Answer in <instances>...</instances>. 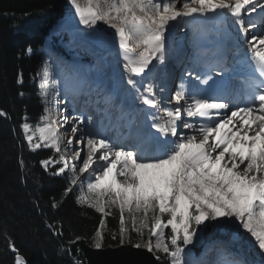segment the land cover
Masks as SVG:
<instances>
[{"label": "snow or ice", "instance_id": "snow-or-ice-1", "mask_svg": "<svg viewBox=\"0 0 264 264\" xmlns=\"http://www.w3.org/2000/svg\"><path fill=\"white\" fill-rule=\"evenodd\" d=\"M69 2L80 24L92 28L102 21L115 30L125 61L123 67L130 74L127 84L149 109L161 108L165 88H159L158 99L156 85H144L134 77H140L146 69L151 71L154 59L165 60L166 31L177 18H211L223 25L234 43H247L248 60L258 74L250 78L253 82L244 93L247 102L236 108H230L229 69L223 54L216 63L195 74V80L188 85L182 78L174 95L167 99L168 106L162 107L163 122L152 116L151 127L164 139L156 136L125 144L90 131L83 132L78 140L66 139L60 133L63 125L55 119L60 115L59 109L40 117L43 127L38 124L34 128L25 117L20 127L30 150L44 147L60 154L58 159L41 160L43 167L62 165L54 175L64 174L66 169L74 174L64 190L65 196L72 191L71 186L80 182V176L75 174L76 163L70 164L68 157L61 154L62 148L66 153L74 143L86 142V155L82 157V150H74L73 160H82L79 173H92L87 183L91 198L81 189L77 202L102 217L91 246L96 250L103 248L104 217L115 209L119 227L111 239L143 248L153 253L156 260L161 259L156 255L159 253L170 258L168 264H189L184 258L186 246L193 244L201 226H214L236 229L264 264V0H86L85 5L79 0ZM253 14L257 16L254 18ZM229 25L232 32L228 31ZM130 44L141 51L136 54ZM26 51L31 53V47ZM217 67L221 69L220 79H214ZM41 71V95L47 97V60ZM17 83H22V76ZM45 113H49L47 107ZM184 114L197 122L184 119ZM7 115L0 109V116ZM68 119L64 116V123ZM87 119L90 122L92 118ZM84 122L83 116L73 118L69 125L71 137L81 132L77 125ZM20 166L25 167L22 159ZM52 206L57 207L58 203L53 200ZM166 229H170L167 234ZM133 233L139 237L136 243H132ZM80 239L76 237L70 243ZM8 244L14 253V264H26L14 242L9 239ZM72 264L83 261L74 259ZM230 264L249 262L234 259Z\"/></svg>", "mask_w": 264, "mask_h": 264}, {"label": "trees", "instance_id": "trees-1", "mask_svg": "<svg viewBox=\"0 0 264 264\" xmlns=\"http://www.w3.org/2000/svg\"><path fill=\"white\" fill-rule=\"evenodd\" d=\"M67 9V0H0V109L8 114L0 116V264H14L9 239L26 264H72L66 243L83 236L91 244L102 218L78 203L73 190L64 195L68 180L48 173L40 164L54 153L30 150L20 127L23 117L34 124L43 113L34 80L38 53L29 55L26 50L36 51ZM53 200L57 207L52 206ZM104 219V246L118 244L111 239L118 231V211ZM54 221L61 222L60 239L54 235ZM136 240L139 237L133 233L132 242Z\"/></svg>", "mask_w": 264, "mask_h": 264}, {"label": "rangeland", "instance_id": "rangeland-1", "mask_svg": "<svg viewBox=\"0 0 264 264\" xmlns=\"http://www.w3.org/2000/svg\"><path fill=\"white\" fill-rule=\"evenodd\" d=\"M68 2H69V0H68ZM79 2L82 5L86 4V0L85 1H79ZM69 5H70L69 11L64 15V17H61L56 24L52 25L49 28L48 34L45 36L42 45L38 49L39 52L41 53V63H40L41 64V69H40L41 75H39V83L41 84V77H42V71L41 70H42L43 62L45 60H47L49 62V76L50 77H51V72L56 73L55 75L57 77V80H59L61 78V75H59L57 73L60 72L63 74L64 77H63L62 81L59 80V81H61L60 82L61 84L58 83V86H61V88L60 87H59V89L56 88L57 90L54 91V93H53L54 95L52 97L51 102H49L50 87L49 86L47 87V92H48L47 100H48V102L47 103L44 102V107H47L49 109V113H45V110H44V115L54 114L57 111V109H59L60 117H59V115L55 116V119H56V117H58L57 120L60 121V123L63 125L60 128L61 135H64L66 139L67 138H73L74 140H78L80 135L82 134V131L78 132L75 137H71L69 125H71L73 123V120H71L69 122V119H71V118H69L67 121V124L64 123V120H63L64 116L68 117V112L65 113V111L63 112V110H62V109H64V105H67L66 104L67 100H64V99L61 100V98H62L61 96L65 94V90H63V87L65 89H67L65 86L62 85L63 82H65L67 77L72 78V80H75L77 77L79 80L83 79V78H80L81 76L79 74V68L82 66H83V69L85 70L86 75L89 76L91 66L94 67V69H95V70L93 69V71H97L96 73H98V69L102 66L104 68L105 63H107V65L109 64L107 67L111 68L110 72L113 75V74H115V70H116L117 65H121V64L124 65L125 61L122 58V55L120 56V54L117 52L118 51L117 48L111 42V40L113 38H115V34H114L115 30L110 28L107 24H105L102 21H99L97 23V25L92 26V28H89L83 24H81V26L78 25L79 24V17L76 16L75 10L72 7V5L70 4V2H69ZM177 6L179 7L180 5H177ZM181 28H183V26ZM175 33H176V35H175L176 39H179V37H180V39H179L180 42L178 40L176 41V44H175V47L173 48V51L170 50L171 52L170 53L168 52L169 56L165 55V60L163 62L156 60V62L153 63L155 65V69H154L152 76H151L152 83L157 86V94H158L157 97L158 98H160L159 88H165V92L163 94L165 101H167V99L171 95H174L175 86H176V84H175L174 87H171V85L168 84L167 87H165V84H166V82L168 83L169 81H171V83L174 82L172 80V77H173L174 72H175V67L178 64V62L180 61V58L183 55H186L188 53V50H189V45L186 43L185 40H183L184 37L181 33V30L178 28H175V30H172V33L166 34V41L168 39L173 40L172 34H175ZM100 34L105 38V40H102L103 42L106 41L105 42L106 44L103 43V44H105L104 46L102 45V43L100 44V42H101L100 40H98V41L95 40V42H93L94 38L99 39V37H101ZM167 37H168V39H167ZM94 43H96V44H94ZM131 46L133 48H135L134 51L137 54L141 51V49L136 47L135 44H131ZM47 50H49V52ZM52 50L54 51V54H52L51 56H47V54L50 55ZM111 51H112V53H109ZM29 54H31V53H29ZM64 55L66 57H68V59L76 62V65H77L76 71H75V74H77L76 76H74L75 74L73 71H72L73 75L72 74L68 75V73H66V72L64 73V71L65 70L67 71V69L69 70V68H70V70L75 69V65H73L72 62L68 61V59H62V57ZM79 60L80 61L85 60L86 64H84L83 62H79ZM104 61H105V63H104ZM87 62H89V63L87 64ZM165 62L170 64V66L167 67L166 70L164 69ZM51 66H53L52 69H50ZM86 67L89 70V72H87ZM106 70L107 69H105V68L101 70V74H103V76H102L103 83L101 85H98L97 89H100L99 86H101V87L104 86L103 85L104 84V78L107 81V84H106L107 86H105V87H107V88L110 87V84L108 83L110 81H108L109 78H108V74H107V72H109V70L106 72V74H104V72ZM128 77L122 83L123 87L127 90L126 92L122 91L123 97H124V93H125L126 97L133 98V95H134L136 98H139L136 90L132 89L131 86H129L127 84ZM91 78H92V75L90 76V80H91ZM102 78L98 77V74H97L96 79L99 80ZM137 78L138 77H134V79H137ZM142 78L145 79L144 74H141V76L138 78V81L142 80L143 84L146 85L145 81ZM146 82L149 83V81H146ZM117 86L120 88L119 83ZM102 89H103V87H102ZM142 90L143 89L141 88V91ZM74 91H75V89L72 92H74ZM99 92H100V90H99ZM102 93H104V92L102 91ZM78 94L81 95L80 92H78ZM64 97H65V95H64ZM105 97H107V92H106ZM81 98H82V96H81ZM92 99H93V101H95L97 99L96 94ZM124 99H125V97H124ZM45 100H46V97H45ZM59 100H61V102ZM110 100L113 101V99H110ZM56 101H57V103H56ZM62 101H63V104H62ZM113 102L115 103L116 100ZM58 103L60 104L59 106H58ZM125 103H127L126 100H125ZM106 104L108 107L109 103H105L102 105V108H104L106 106ZM173 105H175V104H173ZM138 106H140L139 107V109H140L141 104ZM60 107H61V109H60ZM121 109H123V111H124L125 108H120V110ZM135 112H137V111H135ZM119 113H120V111L118 110V108L113 110V115L118 117ZM137 113H138V115H141L140 111H138ZM110 115H112V113ZM162 116H163V114H162ZM24 122H25V119H24ZM27 122L30 124V122L28 120H27ZM162 122H163V120H162ZM38 124H39V126L43 127V122L40 119L34 125H32V124L31 125L35 128ZM79 125L80 124H78L77 127H80ZM85 127L88 130H91V128H89L87 126H85ZM183 131L188 132V130L187 131L183 130ZM21 132L23 135V139L25 140L22 129H21ZM26 143H27V141H26ZM40 149H47V150L51 151V153H54V155H55L53 157L54 159L59 158L60 154L55 153L54 149L44 148V147H42ZM36 150H39V149H36ZM74 150H82V157H83L87 153V147L85 146V144L74 143L73 145L69 146V151H67L66 153L63 151V148H62L61 154H64L68 157L70 164L76 163L77 173H75V174L80 176V182H78L77 185L71 186L72 190L75 191L76 197H78L80 195L81 189H83L84 194L88 195L89 198H91V195L87 192V183L89 182V178L92 177V173L91 172H86V173H79L78 172V168L80 166H82V160H73V151ZM41 166L48 173L53 174L56 171V169L62 165L53 164V165H50L47 169H45L42 164H41ZM52 169H54V171ZM72 175H74V174L70 170L66 169L65 173L61 174L60 176H63L67 180L70 181V178ZM206 223H208V222H206ZM240 231L242 232L243 230H240ZM165 232L167 234L168 232H170V229H166ZM136 242H138V240H136L132 243H136ZM188 246H192L194 248L196 255H190L187 252ZM188 246H186V248H185L184 258L186 260H188L190 262V264H197V261L201 258L202 253H203V251L206 250L207 246H212V249H213L212 251L214 253H217L220 251V255L218 257H222L220 259H221V262H223V264H230V262L234 259L246 260L249 262V264H257V262L260 261V258L257 256L256 252L252 248L249 247V244L247 242L246 237L240 238V236L237 235V230L234 228H222V227H214V226H209V227L205 228L204 226H201V228L198 229L197 236L194 237L193 244L188 245ZM208 253L210 256L212 255V252L209 251ZM208 253L206 252V254L204 256H207ZM156 255L161 256V259H160L161 264H168L170 258L164 257L162 254H159V253H157ZM216 259L218 260V263H219V258H216ZM200 262H201V260L198 262V264ZM211 264H213V261L211 262Z\"/></svg>", "mask_w": 264, "mask_h": 264}, {"label": "bare ground", "instance_id": "bare-ground-1", "mask_svg": "<svg viewBox=\"0 0 264 264\" xmlns=\"http://www.w3.org/2000/svg\"><path fill=\"white\" fill-rule=\"evenodd\" d=\"M79 1H85V0H79ZM191 18L190 17H185V18H177V20L176 21H172V22H170V25H169V28H168V30L166 31V34H168V33H172V30H175V28H178V29H180L181 30V33H182V35H184L185 36V39H187L188 40V44H189V46H190V52H189V54H188V58H190V59H195V58H197L201 53L195 48V44H194V40H195V38H196V36H197V29H198V27L195 29V31H194V29L193 28H191V26L190 25H188L189 23H190V20ZM78 25H80L81 26V24L79 23ZM183 26V28H181ZM175 32V31H174ZM97 35V34H96ZM101 35V34H100ZM102 36V35H101ZM93 37V36H92ZM103 37V36H102ZM104 38V37H103ZM167 39H168V37H167ZM179 39H180V37H179ZM178 39V41L180 42V40ZM95 40H100V39H98V38H94L93 39V42H95ZM103 40H105V38L103 39ZM169 40V39H168ZM101 41V42H100ZM99 42H100V44L102 43V45L104 46L106 43V41H102V40H100ZM110 41V40H109ZM98 42V43H99ZM111 42H112V44L117 48V52L120 54V56L122 55V58H123V53H122V51H121V49H120V47H119V39H118V37H116L115 36V38H113L112 40H111ZM178 42V43H179ZM103 43H105V44H103ZM94 44H96V43H94ZM97 47V46H96ZM130 47H131V49L134 51V49L135 48H133L132 46H131V44H130ZM110 50V49H109ZM48 52H49V50H47ZM113 51V50H112ZM112 51L111 52H109V53H112ZM115 51V50H114ZM187 52V51H186ZM136 53V52H135ZM137 54V53H136ZM111 55V54H110ZM173 57V56H172ZM122 60V59H121ZM120 61V60H119ZM80 62V61H79ZM122 62V61H121ZM104 63H105V61H104ZM109 63V62H108ZM119 63V62H118ZM72 64L73 65H75V69L73 70V72H74V74H75V71H76V62L75 61H72ZM109 65V64H108ZM107 63H105V65H104V68L105 69H107L105 72H104V74H106V72L109 70V72H107V74H108V78H109V80L108 81H111V75H112V73L110 72V67L108 68L107 66ZM115 66V65H114ZM64 67V66H63ZM103 68V66L102 67H100L99 69H98V73H96V74H98V77H101L102 78V76H103V74H101V70L102 69H104ZM86 70H87V72H89V70L87 69V67H86ZM91 71L92 72H94L93 70H90V72H89V76L88 75H86V73H85V70L83 69V66L82 67H80L79 68V74H80V78H83V79H78V77L75 79V80H72V78H70L69 79V77H67V79L65 80V82H63V86H65L67 89H72V90H74L75 89V91H74V93L76 94V95H78L79 96V94H78V92H80V94L82 93V92H91V90H92V88H91V85H92V83H93V78H91V80H90V76H91ZM68 73V75H71V73H70V68H69V70L67 69V71L65 70L64 71V73ZM73 75V74H72ZM77 75V74H76ZM130 74H129V72L123 67V65L121 64V65H117V67H116V70H115V76H114V79H115V81H117L119 84H120V89L121 88H123L122 90H124L125 92L127 91L124 87H123V82L125 81V79L129 76ZM94 83L96 84V87L98 86V85H101L102 83H103V78L102 79H96L95 78V80H94ZM109 83V82H108ZM103 85H105V84H103ZM109 86V85H108ZM122 86V87H121ZM90 87V88H89ZM100 87V89H98V90H100V91H103L104 93V95H106V90L104 89H102V87L101 86H99ZM126 87V86H125ZM91 89V90H90ZM102 89V90H101ZM119 89V88H118ZM106 91V92H105ZM130 91V90H129ZM239 93V91H237L236 93H235V95L236 94H238ZM96 94V93H95ZM54 95V94H53ZM78 96H76V97H78ZM75 97V99H77ZM111 97H115V96H111ZM80 98V101H81V96L79 97ZM105 98H107V97H105ZM129 98V97H128ZM131 98V97H130ZM74 99V100H75ZM110 99H112V98H110ZM139 98H136L134 95H133V98H131L130 100H131V103H129L128 104V107H130L132 104H135V105H139V100H138ZM73 100V101H74ZM138 100V101H137ZM111 101V100H110ZM79 102V101H78ZM74 103H77V102H75L74 101ZM140 103H142V101H140ZM141 105H143V107H144V109L146 110V111H148V113H149V115H151V117L153 116V114H152V112H151V109H149V107L147 106V105H145L144 106V104L142 103ZM238 107H241L240 105H238ZM138 111H140V110H138ZM59 117H60V115H59ZM24 118V117H23ZM186 118L187 119H190V118H188L187 116H186ZM56 119H58V117H56ZM194 121H195V123L197 122V120L196 119H194ZM102 122V121H101ZM147 122H150V124L152 123V120H150V118L149 117H146L145 115H143V114H141V115H138V113H136L135 114V117H133L132 118V121H130V124H129V129H128V132H127V134H126V137H127V140L128 139H130V138H133V140L134 141H137V140H148L149 139V136H153L154 134L156 135L158 132H156L157 130L156 129H154V128H152L151 126L149 127V128H147V130L145 129V126H146V124H147ZM80 127H78V128H80L81 129V131H82V133L83 132H85V131H90V132H92L93 133V129L91 128V130H88L85 126H84V124H82V125H79ZM102 129V128H101ZM119 130V129H118ZM183 130H185V131H187V129H183ZM140 132H144V135H142V134H140ZM100 133V132H99ZM148 133H151V135H148ZM130 136V137H129ZM172 137H169V139H171ZM161 139H164V137L163 138H161ZM114 140V139H113ZM85 144V146H86V142L84 143ZM87 147V146H86ZM47 158V157H46ZM206 254V253H205ZM215 263H218V260L215 258H213V264H215ZM189 264H190V262H189Z\"/></svg>", "mask_w": 264, "mask_h": 264}, {"label": "water", "instance_id": "water-1", "mask_svg": "<svg viewBox=\"0 0 264 264\" xmlns=\"http://www.w3.org/2000/svg\"><path fill=\"white\" fill-rule=\"evenodd\" d=\"M55 235L58 238L63 236L62 225L60 221L53 222ZM75 244L67 242V249L70 258L76 259L80 255L85 259V264H160L156 260L153 253L140 248H134L131 244L125 243L124 245H106L102 249H94L90 243L83 236ZM190 254H193V248H187ZM260 264V263H258Z\"/></svg>", "mask_w": 264, "mask_h": 264}]
</instances>
